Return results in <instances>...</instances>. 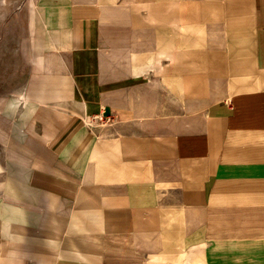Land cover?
Returning <instances> with one entry per match:
<instances>
[{"label":"crops","instance_id":"obj_1","mask_svg":"<svg viewBox=\"0 0 264 264\" xmlns=\"http://www.w3.org/2000/svg\"><path fill=\"white\" fill-rule=\"evenodd\" d=\"M25 4L0 264H264V0Z\"/></svg>","mask_w":264,"mask_h":264},{"label":"rangeland","instance_id":"obj_2","mask_svg":"<svg viewBox=\"0 0 264 264\" xmlns=\"http://www.w3.org/2000/svg\"><path fill=\"white\" fill-rule=\"evenodd\" d=\"M4 0L0 5V101L23 86L29 74L28 5Z\"/></svg>","mask_w":264,"mask_h":264}]
</instances>
